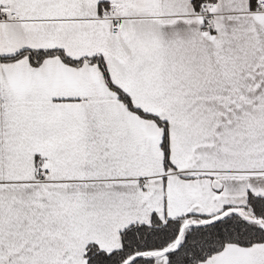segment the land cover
I'll return each instance as SVG.
<instances>
[{"label":"snow or ice","instance_id":"1","mask_svg":"<svg viewBox=\"0 0 264 264\" xmlns=\"http://www.w3.org/2000/svg\"><path fill=\"white\" fill-rule=\"evenodd\" d=\"M0 264H264V0H0Z\"/></svg>","mask_w":264,"mask_h":264}]
</instances>
